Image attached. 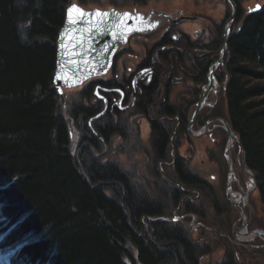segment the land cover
<instances>
[{
	"label": "trees",
	"instance_id": "obj_1",
	"mask_svg": "<svg viewBox=\"0 0 264 264\" xmlns=\"http://www.w3.org/2000/svg\"><path fill=\"white\" fill-rule=\"evenodd\" d=\"M69 1L0 0V248L14 264H201L185 227L160 218L178 190L149 195L91 139L73 153L53 84ZM229 46L230 118L264 204V4ZM218 264L240 263L227 250Z\"/></svg>",
	"mask_w": 264,
	"mask_h": 264
},
{
	"label": "flooded vegetation",
	"instance_id": "obj_2",
	"mask_svg": "<svg viewBox=\"0 0 264 264\" xmlns=\"http://www.w3.org/2000/svg\"><path fill=\"white\" fill-rule=\"evenodd\" d=\"M237 3L239 15L229 30V41L235 32L241 30V24H238L241 2ZM109 7L138 10L158 24L148 31L132 33L116 50L107 72L65 90H72L64 93L62 103L66 106L71 101L69 121L72 119L78 123L80 141L89 142L91 139L96 143L97 154L108 157L120 153L123 144L129 147L133 141L142 142L141 135L149 129L155 149L152 174L161 176L158 167L164 165L174 176L167 173L174 181L171 186H165V182L158 184L156 179L152 182L168 194L171 189L180 192L176 202L181 205L167 214L176 216V219L167 220L193 225L197 219L195 210H198L189 202L185 208L192 210L190 215L179 214V208L187 197L193 196L192 193L204 192L206 196H213L210 203L217 213H228L232 204L239 208L242 222L236 236L238 230L244 232V227L249 234L256 226H250L245 214L246 200L258 187L242 199L254 184L245 188L244 172L247 170L241 144L235 138L231 141L226 123L228 120L233 127L228 100L230 46L227 51L223 47L225 24L232 14V5L231 8L210 6L205 10H189L147 5L144 0H135L129 8ZM233 130L240 139L234 127ZM116 138L121 144L115 148ZM162 139L164 145L161 149L157 145ZM236 144L241 150V170L244 172H238L234 166ZM102 145H105L104 150ZM109 145L113 146L111 152H108ZM139 149L142 147L135 151ZM205 170H211V178L205 177ZM216 180L227 181L226 193L231 199L228 206L217 198ZM190 216H195L191 222ZM245 218L247 226H244ZM196 223L205 225L202 221ZM254 237L264 239L261 235Z\"/></svg>",
	"mask_w": 264,
	"mask_h": 264
},
{
	"label": "rangeland",
	"instance_id": "obj_3",
	"mask_svg": "<svg viewBox=\"0 0 264 264\" xmlns=\"http://www.w3.org/2000/svg\"><path fill=\"white\" fill-rule=\"evenodd\" d=\"M85 7L93 8L102 6L107 8L111 5H116L120 8H129L132 7L135 0H85L81 2V0H73ZM147 5H157V6H169L171 8L176 7H184L189 10H205L207 7L225 8L229 6L231 8V3L229 0H144ZM241 2V11L243 13L242 18L238 22V24H242L243 17L249 13V7L254 6L257 2L264 4V0H237ZM140 3V2H138ZM221 10V9H220ZM72 92V90H68L65 93ZM62 101V99H61ZM71 103V101H70ZM69 103L68 107L64 104V110L67 118L69 117ZM69 127L71 130V148L74 154H78L81 149V131L78 125L71 119L69 121ZM142 142L136 143L133 141V144L129 145L123 144L121 146L122 151L120 153L109 154L108 157H102L103 160H113L118 162L124 169L128 170L132 176L133 180L147 192L149 195L156 197L157 199H161L162 201L169 200V194L166 190L159 189L156 187V184H153V179L159 181L158 184L164 183L165 186H169L171 183H174L170 178L168 170L165 166L159 165V174L161 176H155L152 174V163H153V155H154V143L151 137V132L148 129L147 132L141 135ZM232 143V142H231ZM121 144V140H114V147L116 148ZM113 147V146H112ZM109 145V151H112V148ZM138 147H142V150H136ZM133 148V149H132ZM105 149V145H102V150ZM235 150L237 153V160L235 161V168L238 169V172L241 170V150L239 146L235 145ZM198 168H201V165H198ZM209 168V167H208ZM170 171V170H169ZM173 171V170H171ZM244 172V170H241ZM165 172V173H164ZM211 170H205L204 175L207 178L210 177ZM169 175H168V174ZM245 175V188L247 189L252 184H254L251 175L247 172H244ZM174 177L173 175H171ZM216 185V195L219 198L220 202L226 204L230 203L231 199L229 195L226 193V182H220L219 180L214 181ZM160 186V185H159ZM171 186V185H170ZM193 196L187 197L183 202V206L179 208V214H189L191 211H188L185 206L187 203H191L192 206L197 209L195 210L196 222L202 221L205 225H199L198 223H193V225L179 223L185 227L188 231L190 237L198 243L204 250L205 253L201 256V264H218L226 257L227 250L233 252L235 258L239 261L240 264H264V239L259 237H254L256 234H253L251 237L246 239L252 240H241L236 236V230L241 226L242 222V214L241 210L236 206L232 208H228V213L223 212L217 213V209L213 204H211V200H213V196H206L204 192L201 194L192 193ZM195 196V198H194ZM194 199H196L194 201ZM167 202V201H166ZM181 205V202L175 206H172L171 211L176 210V207ZM178 209V208H177ZM171 211L169 212L171 214ZM168 213V214H169ZM247 218L250 221V226L261 227L264 229V204L258 189L254 190L249 198L246 200V212ZM192 215V214H191ZM195 216H190L189 222L192 219H195ZM167 217H171L168 216ZM175 217V216H174ZM236 223V224H235ZM233 227V228H232ZM254 237V238H253ZM133 253L137 255L136 249L133 247ZM3 251L0 250V259L6 258V261L10 259V249L4 250V255L1 256ZM130 261V260H129ZM139 264V263H137Z\"/></svg>",
	"mask_w": 264,
	"mask_h": 264
},
{
	"label": "water",
	"instance_id": "obj_4",
	"mask_svg": "<svg viewBox=\"0 0 264 264\" xmlns=\"http://www.w3.org/2000/svg\"><path fill=\"white\" fill-rule=\"evenodd\" d=\"M229 1L232 4V14L225 24L224 51H227L229 47L230 27L239 15L237 1ZM73 6L89 15L81 17L73 12L70 16L69 9ZM262 7L263 4L257 2L254 6L249 7V12L259 11ZM96 12L107 13L108 15H91ZM157 24V21L152 20L150 16H146L138 10L133 11L116 7L87 8L76 1L70 0L64 23L57 38L56 67L53 77L54 87L58 90L61 99L64 98L66 89L79 86L86 79L107 72L112 65L116 50L127 42L132 33L148 31ZM226 123L230 137L237 139V142L241 144L245 169L255 182L254 186L243 195L242 199H244L254 188L258 187V180L247 163L245 147L235 134L231 123L228 120H226ZM175 217L163 216L160 218L173 220L176 219ZM244 226H247L246 218ZM250 232L258 233L264 238V229L262 228H253Z\"/></svg>",
	"mask_w": 264,
	"mask_h": 264
},
{
	"label": "snow or ice",
	"instance_id": "obj_5",
	"mask_svg": "<svg viewBox=\"0 0 264 264\" xmlns=\"http://www.w3.org/2000/svg\"><path fill=\"white\" fill-rule=\"evenodd\" d=\"M73 12L77 13V14L80 15L81 17H83V16H88V15H89L88 13H84V12H82V10H80V9L77 8L76 6H73V8L69 9V15L71 16ZM91 15H94V16H106V15H108V14H107V13L96 12V13H92ZM125 15H127V14H125Z\"/></svg>",
	"mask_w": 264,
	"mask_h": 264
},
{
	"label": "bare ground",
	"instance_id": "obj_6",
	"mask_svg": "<svg viewBox=\"0 0 264 264\" xmlns=\"http://www.w3.org/2000/svg\"><path fill=\"white\" fill-rule=\"evenodd\" d=\"M230 28H231V27H230ZM233 140H235V139L232 138L231 141H233ZM242 230H244V232H243V231H240V232L238 233V237L241 238V239L249 238V237H251L253 234L259 235L258 233L250 232V231H249V234H247L248 232L246 231L245 227L242 228ZM0 250H2V249L0 248ZM9 256H10V255H9ZM0 264H4V262H3L1 259H0Z\"/></svg>",
	"mask_w": 264,
	"mask_h": 264
}]
</instances>
